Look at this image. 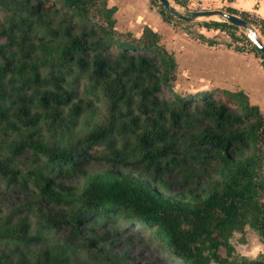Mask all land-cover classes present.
Returning <instances> with one entry per match:
<instances>
[{
    "label": "trees",
    "instance_id": "trees-1",
    "mask_svg": "<svg viewBox=\"0 0 264 264\" xmlns=\"http://www.w3.org/2000/svg\"><path fill=\"white\" fill-rule=\"evenodd\" d=\"M151 1L165 22L192 24L178 21L159 0ZM0 11V38L7 41L0 45V97H7L6 75L18 76L25 91L10 89L17 107L9 125L24 137L14 144L13 154L29 150L42 159L27 174L10 159L0 160V182L31 189L42 203L55 207L35 232L22 223L16 232H0V241L31 248L58 227L80 232L122 221L151 230L181 264H264V253L255 259L235 257L229 242L248 225L264 243L263 105L250 103L243 90L220 88L197 94L181 90L165 100L161 93L173 90L178 73L174 54L148 26L140 38L117 30V8L108 7L107 0H0ZM226 11L250 21L246 12ZM250 22L264 35V20ZM202 25L227 31L233 43L226 45L236 51H246L240 43L248 42L249 53L258 54L264 66V57L238 28L219 21ZM194 39L217 44L200 32ZM33 103L42 111L31 113ZM94 108H104V119L72 147H50L21 132L41 121L75 126ZM3 113L0 106V120ZM114 136H129L137 153L113 150ZM127 157L144 162L148 176L113 168L89 173L79 166L86 159L126 167L131 164ZM185 165L210 170L214 177L199 175L167 194L164 174ZM77 176L85 181L82 188L65 184ZM42 264L56 263L46 255Z\"/></svg>",
    "mask_w": 264,
    "mask_h": 264
},
{
    "label": "rangeland",
    "instance_id": "rangeland-1",
    "mask_svg": "<svg viewBox=\"0 0 264 264\" xmlns=\"http://www.w3.org/2000/svg\"><path fill=\"white\" fill-rule=\"evenodd\" d=\"M170 1L184 14H191L187 8L176 4L173 0ZM152 5L157 9L156 3L152 2ZM223 11L225 10L223 9ZM3 18L4 13L0 11V21ZM206 20L207 22L224 21V19L217 17L216 19H201L192 23L189 27L181 23L176 24L172 22V24H174L175 28L186 33L190 38H195L199 32L207 31V28L202 25ZM256 30L264 40V35L261 34L258 28ZM225 33L229 34L227 31ZM241 33L243 32L241 31ZM214 38L215 36L208 39ZM200 42L203 43L202 40ZM6 43L7 41L4 38H0V45ZM240 45L246 50L250 49V46L247 47L248 44L245 42L243 44L241 42ZM5 50H9V48L5 47ZM249 52L250 50L247 53ZM257 56L260 57L258 54ZM2 66L3 61L0 59V68ZM182 75H176L177 78L173 82L172 91L165 89L161 93V96L165 100L170 101L173 93L176 92L178 94L181 90H184L187 94H197L203 91L202 87L206 85V82H199L197 85L193 77H184ZM6 77L4 87L7 90V97L4 99L0 97V106L4 110V118L0 120V160L10 159L16 170L27 174L39 167L42 159H38L29 150L13 154L14 144L24 139V137L9 125V116L17 107V105H13L11 102L15 100V93H12L10 89L15 88L21 94H24L25 91L22 89V81L18 76L6 75ZM10 80L11 83H9ZM180 95L183 96V94ZM29 109L33 114L42 111L36 103L29 106ZM104 117V108H94L89 109L75 126L68 124L56 127L54 125H47L41 121L37 127H21V132L24 135L34 134L39 142L50 147L68 148L72 147L76 140L84 136L92 124L100 123ZM179 136H181L180 132L176 138ZM112 140L115 144L113 150L120 153H128L130 156H134L137 153L135 144L129 136H125L124 138L114 136ZM127 159L131 164L126 167H123L119 163L109 165L105 162H93L86 159H83L79 166L89 173L102 172L107 168H113L127 171L143 178L148 176L149 169L145 166L144 162H138L136 158L131 157H127ZM262 174L264 176V163ZM199 175L203 176L202 180L214 177L212 171L203 169L202 167L191 165L173 167L169 173L163 176L167 194L178 192L183 187V181L195 179ZM84 183V179L77 176L67 180L65 184L82 188ZM50 209L55 210V207L46 206L31 189L17 185L7 186L5 182H0V232H16L17 227L22 223L29 226L30 232H35L38 222L42 220V216ZM42 236L43 241L31 248L0 241V261L8 260L11 264H42L44 257L49 255L51 260L56 264H181L179 261L168 256L162 245L153 238L151 230L136 224L129 225L122 221L114 227L103 225L102 223L97 226L90 225L83 228L80 232H75L69 227L63 226L52 230L49 235L43 234ZM229 242L235 248L234 256L237 258L246 257L255 259L264 253V243L260 236L248 225L244 228L243 232H235ZM219 253L222 257H225L226 248L221 247Z\"/></svg>",
    "mask_w": 264,
    "mask_h": 264
},
{
    "label": "crops",
    "instance_id": "crops-1",
    "mask_svg": "<svg viewBox=\"0 0 264 264\" xmlns=\"http://www.w3.org/2000/svg\"><path fill=\"white\" fill-rule=\"evenodd\" d=\"M108 7L117 8L116 29L140 38L145 26L161 37V44L173 53L178 63V75L193 77L197 85L206 82L203 91L216 88L243 90L250 103L264 105V66L254 53L228 48L232 37L217 31L215 45L190 38L174 24L165 22L151 0H107ZM189 12L233 8L264 20V0H183ZM182 75V76H183ZM196 85V86H197ZM201 91V92H203Z\"/></svg>",
    "mask_w": 264,
    "mask_h": 264
},
{
    "label": "water",
    "instance_id": "water-1",
    "mask_svg": "<svg viewBox=\"0 0 264 264\" xmlns=\"http://www.w3.org/2000/svg\"><path fill=\"white\" fill-rule=\"evenodd\" d=\"M159 3L167 8L169 13L178 21L186 23H194L201 19H210L215 17L224 19L223 22H227L241 30L246 35L250 43L259 51L261 56L264 57V41L257 33L258 31L254 27V25L249 20H246L239 15L231 14L220 9L193 11L190 15H186L180 9L175 7L170 0H159ZM202 34L208 38H212L216 35V31H203Z\"/></svg>",
    "mask_w": 264,
    "mask_h": 264
},
{
    "label": "built area",
    "instance_id": "built-area-1",
    "mask_svg": "<svg viewBox=\"0 0 264 264\" xmlns=\"http://www.w3.org/2000/svg\"><path fill=\"white\" fill-rule=\"evenodd\" d=\"M249 19H250V21H253V22H255L256 24H260V19H258V18H256V17H254V16H251L250 15V17H248ZM212 30H214V29H212ZM207 31H208V29H207ZM216 32L217 31H220V30H215ZM203 32V31H202ZM201 32V33H202ZM221 32V31H220ZM222 32H226V31H222ZM241 32V31H240ZM245 43H247L248 44V46L247 47H249L250 46V44L248 43V42H245ZM243 44V43H242ZM250 48H251V46H250ZM250 49H248V50H246V52H248Z\"/></svg>",
    "mask_w": 264,
    "mask_h": 264
},
{
    "label": "bare ground",
    "instance_id": "bare-ground-1",
    "mask_svg": "<svg viewBox=\"0 0 264 264\" xmlns=\"http://www.w3.org/2000/svg\"><path fill=\"white\" fill-rule=\"evenodd\" d=\"M217 17H215V19H216ZM258 33V32H257ZM264 41V40H263Z\"/></svg>",
    "mask_w": 264,
    "mask_h": 264
}]
</instances>
